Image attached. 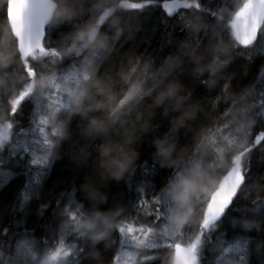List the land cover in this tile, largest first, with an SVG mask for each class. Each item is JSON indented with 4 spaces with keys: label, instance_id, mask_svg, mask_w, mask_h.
I'll use <instances>...</instances> for the list:
<instances>
[{
    "label": "trees",
    "instance_id": "16d2710c",
    "mask_svg": "<svg viewBox=\"0 0 264 264\" xmlns=\"http://www.w3.org/2000/svg\"><path fill=\"white\" fill-rule=\"evenodd\" d=\"M54 1L41 51L22 60L7 0H0V57L6 65L0 67V128L10 125L14 135L30 126L41 83L80 65L99 42L103 52L79 98L58 117L59 133L45 165L17 163L15 144H1L10 178L0 187V264H36L62 241L77 248L69 264H113L116 233L129 223L127 213L147 212L148 219L133 220L154 224L163 189L192 166L201 181L187 199L191 211L179 221L173 242L196 245L199 264H239L228 249L244 242L246 264H264V143L257 146L264 140V28L252 48H241L231 29L239 10L253 0H176L173 11L162 6L172 0ZM124 1L130 6L121 7ZM79 34L83 41L76 40ZM170 87L175 94L160 103ZM170 147L165 158L161 149ZM129 148L137 153L130 167L124 157ZM234 165L243 181L232 206L218 224L202 228L215 185ZM77 207L84 216L97 213L100 225L109 223L108 231L102 229L105 239L93 240L96 229L88 228L75 238L67 225ZM163 245L148 252L158 260L144 257L138 264H174L175 248Z\"/></svg>",
    "mask_w": 264,
    "mask_h": 264
},
{
    "label": "rangeland",
    "instance_id": "374dc122",
    "mask_svg": "<svg viewBox=\"0 0 264 264\" xmlns=\"http://www.w3.org/2000/svg\"><path fill=\"white\" fill-rule=\"evenodd\" d=\"M123 3H127L128 7L130 6L128 2L124 1ZM89 39L92 44H95V36L90 35ZM102 50L103 44L99 42L96 46L94 45L91 49H89L87 52L88 54L83 57L80 65H75L69 68L67 72L60 74L59 77L53 78L52 81L48 78V82L44 81L41 83L39 90L37 91L38 96L33 97L34 100H32V115L30 116L31 120L33 118L32 124L28 127L24 126L21 128L20 131H17L19 132L18 134L12 135L13 131L8 133V137L10 138L2 144L3 149L6 146L15 144V147L12 146V150L14 151L12 156L17 163H25V161L29 159V162L27 161V165H31L30 167H33V157L37 159L35 167H42L47 163L50 155V149L52 147L53 137L59 133L60 129L58 117L63 112L70 110L69 108L73 106L76 99L81 95L83 85L88 78V74L90 70L93 69L96 59L102 54ZM36 51H41L40 42L33 45L29 56L34 54ZM255 104L258 105L257 102H255ZM19 141L20 143H18ZM225 141L227 144V139H225ZM2 148L0 147V152L2 151ZM21 157H23V159H21ZM2 169L3 164L0 159V173H3L0 174V187L10 178L8 172ZM237 172H239L237 165L232 166L230 173ZM220 180L214 188H219L221 184ZM200 181L201 173L198 167L192 166L177 173V175L174 176L169 183H167L159 196V207L157 206V202H155L156 206L154 208L155 210L157 208L160 209L155 216L163 217V219H161L163 221L161 225L155 221L154 224L145 225L133 220L135 215L136 218L141 216L142 218L146 217V219H148L149 215L147 212L144 214L143 211L138 212L137 209H134L130 211L131 213H127L129 214V219L127 218L124 222L127 223L128 221V225L126 224L127 226L125 225L123 229H118L119 233H116L119 235V249L116 255L115 264H138L144 257H151L149 253L152 252V248L158 249L162 243H171L172 245H176L173 240L179 229L178 223L179 221L182 223L190 213L191 209L187 204V199L189 195L194 192ZM205 195L210 198L212 192L207 191ZM74 209L78 211L71 212L70 218L72 222L70 221V225L67 226H69V229H72L76 239L82 238L83 233H86L84 228H86L85 224L88 223L94 225L92 229H96V232H100L102 229L105 232L108 231L109 223L104 222L100 225L98 223L97 213H93L90 216H84L80 213V207ZM149 209L154 210L152 207ZM141 212L143 213L142 215ZM149 214H151V212H149ZM152 214H154V211ZM142 218L139 220H142ZM121 220L122 219L118 221ZM205 220L206 217L204 221ZM119 223L122 224L123 220ZM121 224L119 226H121ZM99 226H101L100 230L97 228ZM91 236H93V234H91ZM122 239L127 240L131 244L129 249L121 251ZM33 246L34 244L32 243V247ZM76 250L77 248L73 243H63L62 241V243L54 250L45 253V255H43L36 262V264H69L71 262V258L74 257ZM31 253L33 256L35 255L34 252Z\"/></svg>",
    "mask_w": 264,
    "mask_h": 264
},
{
    "label": "water",
    "instance_id": "95a60500",
    "mask_svg": "<svg viewBox=\"0 0 264 264\" xmlns=\"http://www.w3.org/2000/svg\"><path fill=\"white\" fill-rule=\"evenodd\" d=\"M57 3L54 0H7L6 16L11 33L17 42L18 52L25 60L34 42L40 40L50 23ZM244 15L233 20V32L242 38L251 35V29L257 24H264V0H256L239 11ZM242 182L239 173H231L222 183L208 207L207 219H210L221 208L222 204L237 192Z\"/></svg>",
    "mask_w": 264,
    "mask_h": 264
},
{
    "label": "snow or ice",
    "instance_id": "6c2138e0",
    "mask_svg": "<svg viewBox=\"0 0 264 264\" xmlns=\"http://www.w3.org/2000/svg\"><path fill=\"white\" fill-rule=\"evenodd\" d=\"M247 9V5L245 6V10ZM238 17H241L244 15V10L239 12ZM235 28L236 25H233ZM264 28V24H257L255 27L251 29V35L247 38H242L239 34L236 35V41L239 44L241 48H252L257 39L261 38V29ZM261 54H264V51H262ZM246 59L251 62V55L247 56ZM262 77H264V74H261ZM259 143H264V140L258 141L257 146H259ZM251 151V149H249ZM243 154H241L242 156ZM23 159V157H21ZM241 157H238L237 160H240ZM37 163V159L35 157L32 158V166L34 167L35 164ZM3 174V173H0ZM241 179L243 178V174L240 173ZM34 182L36 184H42L43 182V176L42 174H36L34 177ZM236 193H233L232 196H230L221 206V208L214 214L210 219H206L202 225V228H208L210 229L212 225L218 224L219 221L221 220L222 217H224L225 212L232 206L233 201L235 199ZM29 197L26 195L23 197L24 200H27ZM147 199V197H145ZM152 200H156L155 194L152 196ZM157 212L160 211L159 208L156 209ZM163 217L157 216L155 222H159ZM4 234H6V230L4 231ZM27 243V242H24ZM166 248L174 247L176 251V256H175V262L176 264H199V253L197 251V246L192 245L190 248H185V246L177 244V245H172L171 243H165L163 245ZM131 247V244L127 241L122 239L121 241V251H124L126 249H129ZM152 251H155V248L151 249ZM228 251H235L238 255V261L239 264H246V260L248 258L249 253V247L247 244L244 242H238L234 248L228 249ZM55 258V257H54ZM151 259L152 261L158 260L159 257L156 256H151V257H146V259ZM113 264L116 262V257L113 256Z\"/></svg>",
    "mask_w": 264,
    "mask_h": 264
},
{
    "label": "clouds",
    "instance_id": "9594fccd",
    "mask_svg": "<svg viewBox=\"0 0 264 264\" xmlns=\"http://www.w3.org/2000/svg\"><path fill=\"white\" fill-rule=\"evenodd\" d=\"M85 39V36L84 34H79L77 37H76V40L77 41H83ZM2 66H6L5 65V60L3 57H0V67ZM98 89H100L101 91H103V86L98 84L97 85ZM175 87H170L167 91L166 94L162 93L161 94V98H160V103H163V100L168 98V97H171L175 94ZM132 141L130 140L129 141V144H131ZM174 149L173 148H167V149H161V155L164 156L165 158H168L170 157L171 155V152L173 151ZM108 151H111V149H107L106 152ZM124 157L125 159H127L129 161V167L131 166L132 163L135 162L136 158H137V153L135 152L134 149L132 148H129V150L127 152L124 153ZM121 163L120 161H117V164ZM125 171H127V169L125 168ZM85 227L88 228L90 231L91 229L94 227L93 224L91 223H88V224H85ZM105 236H106V233L101 231V232H95L92 236V239L95 240V241H100V240H103L105 239Z\"/></svg>",
    "mask_w": 264,
    "mask_h": 264
},
{
    "label": "bare ground",
    "instance_id": "6f19581e",
    "mask_svg": "<svg viewBox=\"0 0 264 264\" xmlns=\"http://www.w3.org/2000/svg\"><path fill=\"white\" fill-rule=\"evenodd\" d=\"M123 6H128V4H121V7H123Z\"/></svg>",
    "mask_w": 264,
    "mask_h": 264
},
{
    "label": "flooded vegetation",
    "instance_id": "af4514ba",
    "mask_svg": "<svg viewBox=\"0 0 264 264\" xmlns=\"http://www.w3.org/2000/svg\"><path fill=\"white\" fill-rule=\"evenodd\" d=\"M2 135V133L0 132V136ZM0 147H1V142H0ZM1 159V158H0Z\"/></svg>",
    "mask_w": 264,
    "mask_h": 264
}]
</instances>
